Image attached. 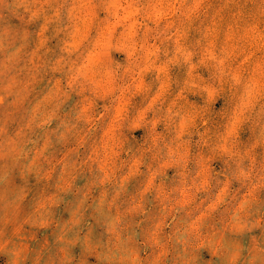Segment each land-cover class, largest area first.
<instances>
[{
	"label": "clouds",
	"instance_id": "clouds-1",
	"mask_svg": "<svg viewBox=\"0 0 264 264\" xmlns=\"http://www.w3.org/2000/svg\"><path fill=\"white\" fill-rule=\"evenodd\" d=\"M0 264H264V0H0Z\"/></svg>",
	"mask_w": 264,
	"mask_h": 264
}]
</instances>
